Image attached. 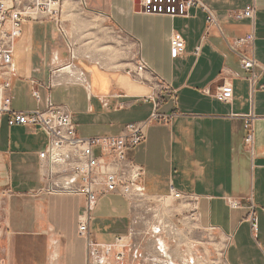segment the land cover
<instances>
[{
    "label": "crops",
    "instance_id": "crops-1",
    "mask_svg": "<svg viewBox=\"0 0 264 264\" xmlns=\"http://www.w3.org/2000/svg\"><path fill=\"white\" fill-rule=\"evenodd\" d=\"M134 1L85 0L83 7L63 0V32L52 21L25 22L14 46L11 108L43 110L46 100L64 106L82 137L115 136L129 123L145 122L153 101L169 117L147 126L145 141L130 153L144 170L148 200L98 198L89 238L111 244L125 237L133 244L121 262L99 251L100 264H162L157 243L177 263L181 215L191 220L190 233H207L208 241L197 245L213 249V255L202 249L197 260L264 264V0H198L204 9L191 8L186 17L145 14ZM247 7L253 19L237 18ZM207 11L214 22H207ZM248 35L252 42L234 44ZM173 36L184 43L177 58L170 54ZM246 60L255 62L251 71L242 67ZM140 62L146 69L135 74ZM222 85L231 88L228 102L215 96ZM18 97L26 108L13 107ZM7 119L0 125V264H97L78 234L84 197L45 192L38 155L46 134L32 125L9 127ZM171 188L195 205L166 199Z\"/></svg>",
    "mask_w": 264,
    "mask_h": 264
},
{
    "label": "built area",
    "instance_id": "built-area-1",
    "mask_svg": "<svg viewBox=\"0 0 264 264\" xmlns=\"http://www.w3.org/2000/svg\"><path fill=\"white\" fill-rule=\"evenodd\" d=\"M85 7V0H80ZM63 0H0V125L5 116H8L7 125L37 126L47 136L45 148L39 152V159L46 169L44 179L48 182L46 193H68L82 195L85 199L83 212L79 217L78 234L87 239V248L90 256L99 263L98 252L105 256L114 255L115 261L121 262L126 253L131 251L133 244L125 237H118L111 244H97L89 238L88 225L91 220L98 198L104 194H117L130 202H143L148 200L143 181L144 170L135 164L130 153L145 141V128L152 124L165 123L169 117L157 112V102L149 118L142 123H129L122 132L115 136L82 137L77 133L69 111L64 106L54 105L46 100L43 110L13 111L12 97L9 94L11 78L14 71L13 53L16 41L21 37L22 26L25 22L42 23L52 21L56 23L61 32ZM140 10L145 14H158L166 16H188L191 8L204 6L198 0H138ZM207 22H214L213 15L207 11ZM254 9L247 7L238 12L237 18L253 19ZM253 36L238 38L235 45L250 43ZM170 54L177 58L183 53L184 43L178 36L170 40ZM243 69L251 71L255 62L246 60ZM146 69L140 62L134 73L138 74ZM36 85L32 83V86ZM232 91L229 86L222 85L217 89L216 98L228 102ZM32 96L36 102L40 101L39 92L32 88ZM245 144L252 143L251 123H244ZM170 198L175 202H186L194 206L196 199L185 196L173 188L169 191ZM159 198L158 201H164ZM236 206V203H232ZM194 210V212H193ZM193 207L191 214H194ZM252 227H255V218L251 217ZM161 232L155 227L154 234ZM157 251L163 257L162 264H217L214 260L209 263L197 260L187 255L177 263L167 253L162 243H157ZM219 258V257H218ZM220 259V258H219Z\"/></svg>",
    "mask_w": 264,
    "mask_h": 264
},
{
    "label": "rangeland",
    "instance_id": "rangeland-1",
    "mask_svg": "<svg viewBox=\"0 0 264 264\" xmlns=\"http://www.w3.org/2000/svg\"><path fill=\"white\" fill-rule=\"evenodd\" d=\"M27 101L25 99H23L22 97H18L14 100L13 102V107L14 108H17V109H23V108H26L27 107ZM168 203H170V200H167ZM180 211H178L179 213ZM181 213V212H180ZM177 220H179L180 222H182L183 220V225L184 226H181L180 225V222H179V228L181 227L183 232H182V242H183V247L181 249V253L183 255V257H187V255H190V256H194L195 257V254L198 255V256H201V253H203L202 249L201 248V245H197V242H199V244H202L203 242H205L206 240L208 241L207 239V233L205 232H202V231H194V229H192L191 233H190V229H186L185 228V225H187V222L189 223V225L191 224V220H189V218H184V215L182 216H178L176 217ZM192 234V236H191ZM195 234H197L198 238L195 237ZM201 235L202 237L204 238H201ZM210 237H212V240H211V243H214L215 242V236L211 235ZM200 240V241H199ZM194 243V244H193ZM210 243V242H209ZM204 251L207 252V253H211V255H213V249H211L210 246H207L206 244H204ZM222 247V245H218V244H214V248L216 250H219L220 248ZM204 254V253H203ZM216 254H218V252H215V256ZM182 257V258H183ZM215 263L217 264H223L222 261L218 258V257H215V258H212ZM210 259V260H212ZM178 260V259H177ZM178 261H181V260H178Z\"/></svg>",
    "mask_w": 264,
    "mask_h": 264
},
{
    "label": "water",
    "instance_id": "water-1",
    "mask_svg": "<svg viewBox=\"0 0 264 264\" xmlns=\"http://www.w3.org/2000/svg\"><path fill=\"white\" fill-rule=\"evenodd\" d=\"M134 4H136V7L138 6L137 4H138V0H135L134 1Z\"/></svg>",
    "mask_w": 264,
    "mask_h": 264
}]
</instances>
